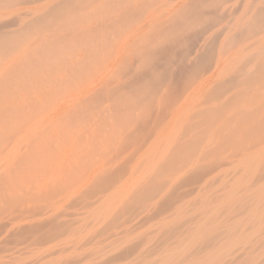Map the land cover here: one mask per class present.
<instances>
[{"label":"rangeland","instance_id":"rangeland-1","mask_svg":"<svg viewBox=\"0 0 264 264\" xmlns=\"http://www.w3.org/2000/svg\"><path fill=\"white\" fill-rule=\"evenodd\" d=\"M6 3L0 264H264V0Z\"/></svg>","mask_w":264,"mask_h":264},{"label":"bare ground","instance_id":"bare-ground-1","mask_svg":"<svg viewBox=\"0 0 264 264\" xmlns=\"http://www.w3.org/2000/svg\"><path fill=\"white\" fill-rule=\"evenodd\" d=\"M1 2H3V4L5 3V2H7L6 4H8L9 3V0H0ZM12 1V0H11ZM1 4V3H0ZM3 4H1V5H3ZM64 4L65 3H63V2H61V3H58V4H56L55 5V7L53 6V8H51V9H53V11L51 12V14L54 12V11H56L57 12V14H58V12L63 8V6H64ZM54 14H55V12H54ZM42 18H44V17H41V19ZM45 19V18H44ZM43 19V20H44ZM43 20H41V21H43ZM38 21H40V20H38ZM41 21H40V23H41ZM45 21V20H44ZM43 21V22H44ZM39 23V22H38ZM30 26V28H31V25H29ZM28 27V26H27ZM29 28V27H28ZM18 38V37H17ZM17 40V39H16ZM15 41V37L13 36V37H11L9 34H6V33H4V34H2V35H0V44H3V45H5V46H8V45H11L13 42ZM16 42V41H15Z\"/></svg>","mask_w":264,"mask_h":264}]
</instances>
